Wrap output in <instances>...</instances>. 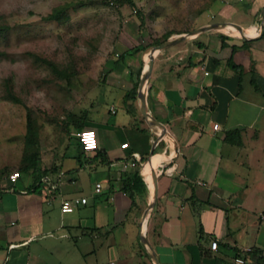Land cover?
Here are the masks:
<instances>
[{
  "label": "crops",
  "instance_id": "1",
  "mask_svg": "<svg viewBox=\"0 0 264 264\" xmlns=\"http://www.w3.org/2000/svg\"><path fill=\"white\" fill-rule=\"evenodd\" d=\"M263 12L264 0H211L192 22L167 32L181 40L153 53L141 89L148 120L137 87L129 113L122 100L129 88L116 85L121 103L113 98L105 109L85 111L95 150L77 161L72 131L42 143L36 168L2 185L0 264H65L54 259L64 237L85 264H264ZM146 53L133 60L142 73ZM130 152L141 157L146 185L134 200L151 201L156 189L140 226L121 188L129 172L120 161ZM38 174L40 191L28 190ZM101 193L112 210L95 202ZM74 196L86 202L62 212L60 201Z\"/></svg>",
  "mask_w": 264,
  "mask_h": 264
},
{
  "label": "rangeland",
  "instance_id": "2",
  "mask_svg": "<svg viewBox=\"0 0 264 264\" xmlns=\"http://www.w3.org/2000/svg\"><path fill=\"white\" fill-rule=\"evenodd\" d=\"M131 2L0 0L3 179L18 169L23 154L35 148L31 144L25 146L27 113L36 133L37 150L46 141L55 142L62 132H74L77 129L70 123V113L80 115L94 107L105 109L113 98L121 103L119 88L138 84L142 74L143 65L135 68V57L161 41L169 30L192 22L211 0ZM83 193L88 195L89 190L83 189ZM95 202L110 211L104 194ZM149 202V196L141 195L131 204L139 226ZM50 208L58 210L56 203ZM89 210L87 205L85 211ZM131 217L132 214L127 215L128 221ZM63 241L57 245L54 259L64 260L65 264H85L71 239L64 237Z\"/></svg>",
  "mask_w": 264,
  "mask_h": 264
},
{
  "label": "trees",
  "instance_id": "3",
  "mask_svg": "<svg viewBox=\"0 0 264 264\" xmlns=\"http://www.w3.org/2000/svg\"><path fill=\"white\" fill-rule=\"evenodd\" d=\"M128 3H132L131 0H126ZM48 17H53L52 14H49ZM167 38V34L166 36L159 42L155 43L159 44L160 42L166 40ZM136 87L137 84H133L129 89L125 90L124 94H123V106L125 108L126 111H128L129 113H133L135 111V108L132 104L131 101L134 100L135 95H136ZM13 97V96H12ZM13 99H16L13 97ZM26 118H27V128H26V139H25V146H29L30 144L32 146H35V148H33L31 151H29L28 153L26 152L25 154H23V157L21 159V163L18 165V171L19 172H26L29 169L34 170L36 168L37 162H38V150L36 149V145H35V140H36V133L34 131V128L32 126V121L30 118L29 113L26 114ZM69 120L70 123L73 125V127L77 130L82 129L85 126V121H86V113L85 111L82 112V114L77 115V114H73L70 113L69 114ZM76 144L78 145L79 148V154L75 157L77 159V161H79V157L82 154V151H84L81 147V145L79 144V142L76 140L75 141ZM129 175L127 176V178L125 180H123L122 183V190H124V192L127 193V195L130 198V204H133L134 202V195L135 194H142L145 189H146V185L145 182L142 178V174L140 171V167H136V168H130L128 170ZM38 177H35V181L32 183V185L30 186V188L28 190H36V191H40V187H41V181L42 178L40 177V175H37ZM3 174H2V169H0V191L2 189V185L4 183H6V179H3ZM200 229V226H199Z\"/></svg>",
  "mask_w": 264,
  "mask_h": 264
},
{
  "label": "built area",
  "instance_id": "4",
  "mask_svg": "<svg viewBox=\"0 0 264 264\" xmlns=\"http://www.w3.org/2000/svg\"><path fill=\"white\" fill-rule=\"evenodd\" d=\"M212 127L214 129L217 128V123H213ZM75 137L77 138L79 144L81 145L84 151H93L97 147V140L95 131L90 127H84L79 130H75L73 132ZM121 147H126L127 142L120 143ZM120 167L123 170H129L130 168H138L142 167L141 157L137 152H130L123 160L120 161ZM20 172L18 170H14L10 172L5 179L10 182H16L17 178L19 177ZM100 183L96 182L94 185V190L99 191ZM12 189V187H10ZM86 202L85 196H74L70 198H63L60 201L59 207L62 212H70L72 211L77 205L84 204ZM216 247V241H210V248L214 249ZM264 253V250H263ZM234 262L236 263H243L244 260L241 257H235ZM31 264V263H27Z\"/></svg>",
  "mask_w": 264,
  "mask_h": 264
},
{
  "label": "water",
  "instance_id": "5",
  "mask_svg": "<svg viewBox=\"0 0 264 264\" xmlns=\"http://www.w3.org/2000/svg\"><path fill=\"white\" fill-rule=\"evenodd\" d=\"M232 25H235V24L232 23ZM214 26H215V24H210V25H207V26L197 27V28L192 29L190 31V33H196V32H199V31H202V30H205V29L212 28ZM263 30H264V12L262 13V25H261L260 33H262ZM181 39L182 38L166 39V40L160 42L159 44L152 45L147 50V53H146V56H147L146 68L144 69L143 73L140 75L139 81H138V84H137V93H138V96H139V99H140V112H141L142 116L145 119H147V120H148V115H147V111H146V107H145L144 94L142 93L141 89H142V86H143V84H144V82H145V80H146V78H147V76L149 74L150 68H151L152 55H153L154 52H156V51H158V50H160V49H162L164 47H167V46H169V45L173 44L174 42H176L178 40H181ZM151 122H153L154 124L160 125L156 121H151ZM155 198H156V189L154 187L151 201L148 203V206L146 207V209L144 210V212L142 214V219L145 218V221L148 218L150 210H151V208H152V206L154 204ZM144 232H145V228H144L143 231H141L140 237H141L143 243L147 246V241H146ZM154 262L157 264L155 259H154Z\"/></svg>",
  "mask_w": 264,
  "mask_h": 264
},
{
  "label": "bare ground",
  "instance_id": "6",
  "mask_svg": "<svg viewBox=\"0 0 264 264\" xmlns=\"http://www.w3.org/2000/svg\"><path fill=\"white\" fill-rule=\"evenodd\" d=\"M144 68H146V64H145ZM143 221H145V218L142 219V223H143ZM145 222H146V221H145ZM142 223H141V224H142ZM145 224H146V223H145ZM141 231H143V229H142Z\"/></svg>",
  "mask_w": 264,
  "mask_h": 264
}]
</instances>
